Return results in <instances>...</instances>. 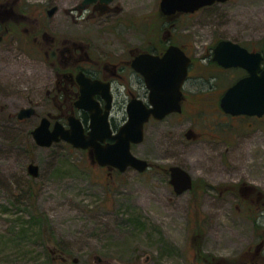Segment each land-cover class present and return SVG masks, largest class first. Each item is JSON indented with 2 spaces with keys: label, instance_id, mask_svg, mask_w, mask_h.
<instances>
[{
  "label": "rangeland",
  "instance_id": "obj_1",
  "mask_svg": "<svg viewBox=\"0 0 264 264\" xmlns=\"http://www.w3.org/2000/svg\"><path fill=\"white\" fill-rule=\"evenodd\" d=\"M159 1H113V20L130 28L127 34L118 29L115 47H144V39L155 43L170 31L178 33L173 42L190 45L200 57L218 39L248 47L264 40V0L216 3L173 22L160 15ZM102 31L88 27V39L100 43ZM23 75L29 73L23 69ZM27 84L23 91L33 82ZM5 89L0 80V95ZM25 105L0 97V264H73L74 258L75 264H264V247L256 250L264 217L242 213L232 197L175 195L160 170L181 163L197 182L240 181L264 191V130L248 131L223 157L218 146L186 137L196 120L150 121L131 153L154 167L109 177L65 142L37 147L25 132L50 108L39 100L37 119L21 125L7 120ZM200 151L210 158L208 170L204 162L199 167ZM29 162L39 167L37 178L28 175Z\"/></svg>",
  "mask_w": 264,
  "mask_h": 264
},
{
  "label": "flooded vegetation",
  "instance_id": "obj_2",
  "mask_svg": "<svg viewBox=\"0 0 264 264\" xmlns=\"http://www.w3.org/2000/svg\"><path fill=\"white\" fill-rule=\"evenodd\" d=\"M113 1L106 3L101 0L91 2L86 0H0V80L6 88L2 95L10 100L23 99L27 105L22 108L34 109L31 117L18 119L17 114L22 109L20 108L7 120L21 125L33 118L37 119L38 103L41 100L46 101L50 109L45 115L38 117V121L33 126L31 124L32 127L25 134L31 137L32 130L42 118L49 121L50 129L56 123L68 129L69 122L77 120L87 134L91 130V110L77 105L84 96L85 102L89 100L99 117L98 125L101 134L110 135L99 141L100 145L113 144L115 140L112 136L116 135L125 123L126 108L131 101H140L150 108L152 88L158 86L155 83L161 80L163 72L156 65L151 73L149 68L152 62H157L168 47L173 45L179 47L189 58L186 76L181 86L180 111L171 112L162 120H156L151 116L144 124L143 131L150 121L160 122L168 116L196 120L192 122L194 128L189 127L185 132L186 137L195 142H207L215 147L218 146L222 156L227 157L229 150L241 137L251 135L248 131L264 130V114L261 116L231 115L224 112L220 106V100L225 91L247 75L243 68H224L214 60V48L224 39H218L215 43L204 47L200 57H195L190 45V47L179 46L178 42H173L171 36L178 37V33L170 31H165L155 43L146 42L144 39L142 45L148 43L144 47L132 43L119 49L115 47V39L119 37L118 29L127 34L130 28L128 25L125 28L123 23L113 20L111 16V12L114 11ZM159 13L169 22L177 20L182 15H191L177 12L166 16L160 11ZM88 27L103 30L105 39H102L100 43H94L88 39ZM263 42L264 40L255 47L234 43L252 53L260 52ZM146 55L152 58L140 59ZM23 58L27 63H22ZM140 60L143 62L145 76L135 68ZM261 67L263 70L264 61ZM23 69L29 73L25 75V78ZM39 70H42L41 76L37 73ZM31 81L33 84L23 91L21 88L23 82L29 84ZM39 82H42L41 94L38 88ZM36 83L37 85L33 87ZM119 97L123 98L120 100ZM119 112H121L120 116ZM133 145L136 144H132L131 147ZM83 151L88 154L91 163L105 171L109 177L114 173H125L129 169L138 172L132 168L120 172L111 166H100L93 156L92 148ZM202 157L207 159L203 151H200L197 160L200 163L199 167L203 168L201 163L204 162L208 170L210 158L208 156V159L204 160ZM147 164L145 171L154 167L149 162ZM171 166H178L190 175L189 190L181 194L174 192L169 183ZM160 170L175 195L187 193L191 199H201L211 195L213 200L232 197L240 203L241 206L238 209L242 213L244 211L245 214L257 216L259 219L264 217V191L260 187L250 186L240 181L227 182L219 186L211 185L202 178H199L201 181L197 182L186 166L181 163L161 167ZM260 226L264 233V220L260 222ZM261 247H264V234H261L256 250ZM66 259L67 257L59 256L60 261ZM76 261L75 258L72 259L73 264Z\"/></svg>",
  "mask_w": 264,
  "mask_h": 264
},
{
  "label": "water",
  "instance_id": "obj_3",
  "mask_svg": "<svg viewBox=\"0 0 264 264\" xmlns=\"http://www.w3.org/2000/svg\"><path fill=\"white\" fill-rule=\"evenodd\" d=\"M91 2L93 0H86ZM109 2L111 0H101ZM229 0H160L159 11L171 16L178 14H192L202 8L209 7L216 3H225ZM150 55L142 56L146 59ZM152 58V57H151ZM214 60L224 68L240 67L246 70L247 75L232 86L223 94L220 100L222 110L231 115H256L264 114V69L261 64L264 61V42L260 52H248L239 44L229 40H221L214 48ZM189 58L183 51L170 45L165 54L157 61L152 62L149 68L150 73L155 70V65L162 70L163 76L156 88H152L150 98V108L140 101H131L126 108L127 118L120 127L116 135L112 138L113 144L101 146L99 141L104 140L106 134H101L99 130V117L94 112L89 100L85 102L83 97L77 103L79 107L91 110V130L85 134L79 121L71 120L70 127L64 129L60 124H55L49 128V121L42 118L39 124L32 130V141L37 147L49 148L53 144L65 142L74 149L84 150L92 148L93 156L100 166H111L120 172L128 168L144 172L147 161L137 158L131 153L132 144H140L144 139L143 127L152 116L156 120H162L167 114L180 111L181 86L187 72ZM143 62L135 68L145 76V69L142 68ZM152 83V86L155 87ZM154 89V90H153ZM34 114L33 108H22L17 114L18 119L31 117ZM27 173L32 178L39 175V167L34 163H28ZM169 183L176 194H181L191 188V177L178 166L169 168Z\"/></svg>",
  "mask_w": 264,
  "mask_h": 264
},
{
  "label": "trees",
  "instance_id": "obj_4",
  "mask_svg": "<svg viewBox=\"0 0 264 264\" xmlns=\"http://www.w3.org/2000/svg\"><path fill=\"white\" fill-rule=\"evenodd\" d=\"M27 137H30V135L29 134H25Z\"/></svg>",
  "mask_w": 264,
  "mask_h": 264
}]
</instances>
